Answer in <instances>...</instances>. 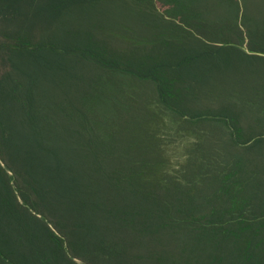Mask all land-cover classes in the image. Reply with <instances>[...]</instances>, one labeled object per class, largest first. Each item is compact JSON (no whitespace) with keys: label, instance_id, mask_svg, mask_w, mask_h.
<instances>
[{"label":"trees","instance_id":"obj_1","mask_svg":"<svg viewBox=\"0 0 264 264\" xmlns=\"http://www.w3.org/2000/svg\"><path fill=\"white\" fill-rule=\"evenodd\" d=\"M0 264H264V0H0Z\"/></svg>","mask_w":264,"mask_h":264},{"label":"rangeland","instance_id":"obj_2","mask_svg":"<svg viewBox=\"0 0 264 264\" xmlns=\"http://www.w3.org/2000/svg\"><path fill=\"white\" fill-rule=\"evenodd\" d=\"M184 137L186 138H177L173 144L167 147L169 161L175 170H178V165H180V163H182L185 159L183 144L191 139V136L188 134Z\"/></svg>","mask_w":264,"mask_h":264}]
</instances>
